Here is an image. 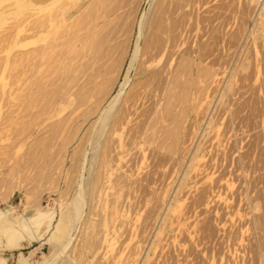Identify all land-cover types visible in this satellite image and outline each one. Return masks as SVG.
Returning a JSON list of instances; mask_svg holds the SVG:
<instances>
[{"label": "bare ground", "instance_id": "bare-ground-1", "mask_svg": "<svg viewBox=\"0 0 264 264\" xmlns=\"http://www.w3.org/2000/svg\"><path fill=\"white\" fill-rule=\"evenodd\" d=\"M102 1L0 0V26L7 17L16 18L15 25L7 33H2L0 38L3 47V58L0 59V136L4 140L0 155L3 157L2 168H8L7 174L4 173L5 181L2 182H8L4 184L7 192L4 191L1 200L7 201L15 190L22 191L20 182L26 178L21 177L32 170L42 173L63 169L66 175H72L63 181L66 189L59 194V199L64 201L55 202L54 208L42 209L39 205L27 216L21 201L22 214L8 207L0 215V252L21 249V242L25 239L28 243L46 239L51 248L48 255L41 253L40 263L35 261L38 248L30 251L27 257L20 252L17 264H79L83 254L96 246L95 241L104 245L106 251L102 254L103 261L118 264L136 237L130 232L126 243L116 247L122 226L120 223L127 216V211L118 203L122 190L131 186L128 182L132 178L127 170L123 171V162L137 148L142 153L139 164L143 165L146 149L150 146L160 153L176 156L181 142L182 119L190 112L197 114L201 107L199 96L203 97L200 99H208V92L216 85L220 75L214 68L217 63L209 60L211 52L206 47L196 49L192 46L186 51L181 49L184 46L183 34L181 31L177 33L178 26L168 24L165 29L162 28L165 39H155V42L152 40L147 45L148 41L144 40L145 16L151 0H142L146 3V10L136 21L138 32L133 53L123 82L115 94L114 89L126 63L130 41L126 44L119 42L124 47L120 48L119 58L114 59V49L104 46L109 43L107 34L94 47L95 41L105 34L99 33V25L90 27L92 23L86 24V34L79 29L83 26L81 23L79 27V23L87 16L88 10L97 8ZM246 1L257 8V16L264 23V2ZM97 20L102 23L101 19ZM162 59L164 65L161 72H155L154 65ZM227 62L224 59L222 66ZM137 63L139 66L134 69ZM133 71L134 76L139 78L138 83L131 85ZM226 73V68L222 69V74ZM233 83L230 81L226 84L227 92L232 91ZM128 87L130 89L127 91ZM224 94L220 100H223ZM151 97H157L158 100L154 106H148L151 109L146 110L144 105ZM142 107L145 110L141 111ZM135 119H140L138 125L133 124ZM212 120L207 126L213 124ZM262 134L264 137L263 128ZM27 140L31 143L22 155ZM199 152V149L196 150L189 160V169L196 167V171L204 159V155ZM85 172L87 177L84 179ZM117 173L118 178L114 177ZM183 179L180 188L185 186ZM104 186L107 191L115 193L109 205L106 201L103 203V209H108V213L103 220L101 240H94L93 236L85 239L80 255L71 259L67 253H74L75 242L81 237V230L91 215L92 202L95 205L94 202L101 200L97 190ZM74 188L73 195L68 198ZM24 199H27L26 195ZM109 223L112 225L111 232L107 230ZM117 224L121 226L118 228ZM158 233L161 232H157L160 236ZM132 256L135 254L130 252L126 260L129 261ZM147 259H144V264ZM6 261V258L0 257V264H7Z\"/></svg>", "mask_w": 264, "mask_h": 264}, {"label": "rangeland", "instance_id": "rangeland-1", "mask_svg": "<svg viewBox=\"0 0 264 264\" xmlns=\"http://www.w3.org/2000/svg\"><path fill=\"white\" fill-rule=\"evenodd\" d=\"M102 2L97 8L88 10L87 16L79 23V27L83 24L79 29L86 34V24L92 23L90 27L99 25V33L105 34L101 37L100 34L97 35L100 40L95 41L97 45L94 43V47L107 34L109 46H104L114 49V59L119 58L117 55L120 54V48L124 47L119 42L126 44L130 41L126 63L114 89L116 94L133 53L138 32L135 24L144 14L146 3L142 0ZM95 12L98 14L94 15ZM257 15V8L247 4L246 0H151L145 16V39L143 38L148 41L147 45L155 39L163 41L165 32L162 28L165 29L168 24L178 26L177 33L181 31L183 34L184 46L181 49L186 51L192 46L196 49L200 46L206 47L211 52L209 60L217 63L214 68L220 75L216 85L212 87L214 92L209 90L208 99L199 96L201 107L197 114L190 112L191 114L182 119L181 142L176 156L160 153L154 146H150L146 149L143 165L139 164L142 153L137 148L123 162L122 167L126 168L123 171L127 170L132 178L128 182L131 186L127 190L125 188V191L122 190L118 203L127 211V216L120 223L122 226L117 224L118 228L121 226V230L116 247H122L131 233L136 237L118 264H144L146 257L148 259L145 264H264V23ZM97 19H101L102 23ZM15 20L13 16L6 18L5 23L0 26V38L2 33L5 34L15 25ZM2 50L0 44V59L3 58ZM224 59L228 61L224 64L226 67L222 66ZM163 65L162 59L154 65V71L161 72ZM137 66L138 63L134 69ZM225 68L227 73L222 74V69ZM134 73L135 71L131 74V85L138 83L139 77L134 76ZM162 76L164 79L165 73ZM230 81L234 82V86L231 92H227L226 84ZM129 89L130 87L127 91ZM223 92V100H220ZM152 98L146 101V110L151 109L148 106H154V102L158 100L157 97ZM209 119H214L211 121L213 124L207 126ZM139 120L133 124L136 125ZM85 130L86 128L81 135ZM0 140L1 150L4 145L1 136ZM30 143L27 140L24 144L22 155L26 153ZM198 149L204 159L195 171L196 167L189 169V160ZM1 159L3 157L0 155V215L8 207H13L16 213L22 214L21 201L27 216L39 205L42 209H48L54 208L55 202L64 201L59 199V194L66 189L64 179H70L72 175H66L63 169L46 170L42 173L35 169L21 177L27 179L24 181L19 176L22 191L15 190L7 201H2L4 191L7 192L4 184H8L2 182L8 168H2ZM84 175L85 179L86 172ZM118 175L117 173L114 177L118 178ZM15 178L17 181V177ZM183 178L186 183L180 188ZM106 188L104 186L97 190L101 200L94 202L97 207L92 202L91 215L81 230V237L75 242V251H72L73 254L70 251L67 253L71 259L80 255L85 239L93 236L94 240H101L103 220L108 213V209H103V203H111L112 194L115 193L108 192ZM74 191L75 188L70 191L68 198H71ZM107 226V230L111 232L112 225L109 223ZM158 231L161 232L158 233L160 236L157 235ZM240 233L242 234L239 236ZM95 242L96 246L83 254L84 262L80 261L79 264L104 262V245L100 241ZM41 243L44 244L40 247ZM21 244V249L0 252V257L6 258L8 264H17L16 259L20 252L27 257L30 251L38 248L35 261L40 263L41 253L48 255L51 251L46 239L31 243L25 239ZM130 252L135 256L127 261ZM108 263L107 260L103 264Z\"/></svg>", "mask_w": 264, "mask_h": 264}, {"label": "built area", "instance_id": "built-area-1", "mask_svg": "<svg viewBox=\"0 0 264 264\" xmlns=\"http://www.w3.org/2000/svg\"><path fill=\"white\" fill-rule=\"evenodd\" d=\"M261 2H264V0H260Z\"/></svg>", "mask_w": 264, "mask_h": 264}, {"label": "crops", "instance_id": "crops-1", "mask_svg": "<svg viewBox=\"0 0 264 264\" xmlns=\"http://www.w3.org/2000/svg\"><path fill=\"white\" fill-rule=\"evenodd\" d=\"M7 264H8V260H7Z\"/></svg>", "mask_w": 264, "mask_h": 264}]
</instances>
